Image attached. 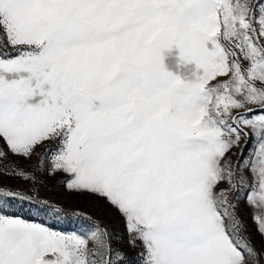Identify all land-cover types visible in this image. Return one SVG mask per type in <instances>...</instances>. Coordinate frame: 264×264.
I'll return each mask as SVG.
<instances>
[{
  "label": "snow or ice",
  "instance_id": "snow-or-ice-1",
  "mask_svg": "<svg viewBox=\"0 0 264 264\" xmlns=\"http://www.w3.org/2000/svg\"><path fill=\"white\" fill-rule=\"evenodd\" d=\"M42 175L116 208L135 264H264V0H0V178L30 185L0 179V264H133Z\"/></svg>",
  "mask_w": 264,
  "mask_h": 264
},
{
  "label": "rangeland",
  "instance_id": "rangeland-1",
  "mask_svg": "<svg viewBox=\"0 0 264 264\" xmlns=\"http://www.w3.org/2000/svg\"><path fill=\"white\" fill-rule=\"evenodd\" d=\"M181 57L179 55L178 48H172L171 50H166L164 53V64L165 67L174 73L183 74L187 69L179 64ZM189 68H194V65H189ZM243 143V140L241 141ZM235 151V150H234ZM247 154V152H246ZM9 159H19L9 156ZM232 160H236V156H232ZM20 164L27 167L32 163V161L19 160ZM6 184H11L17 186L21 189H28L29 184L12 177H2L0 178ZM251 179V177H249ZM58 176H41V183L38 186V195L41 198H46L50 202L56 203L63 206L70 214L79 210L81 213L89 215L94 221L99 222L102 226L106 227L107 230L112 234L114 247L121 248L127 253L128 258L135 264V257L137 250L131 248L127 244V230L124 218L119 213V211L112 207L106 200L101 199L93 195H75L63 189V187L58 183ZM227 185L222 184L221 187H226ZM244 190L242 189L239 193V207L238 214L243 221V224L248 233L251 234L253 243L255 247L259 250H264V235H261L257 231V224L252 219V209L246 203L244 199ZM27 204L23 205L22 208L18 207L16 211L24 212L27 215ZM35 209H33V216ZM30 216L29 218H33ZM87 223L86 221L73 220L71 216L62 221L59 224H54L53 227H57L64 231H70L75 227H78L80 223Z\"/></svg>",
  "mask_w": 264,
  "mask_h": 264
}]
</instances>
